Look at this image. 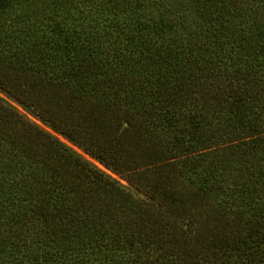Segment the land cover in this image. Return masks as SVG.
Segmentation results:
<instances>
[{
	"label": "trees",
	"instance_id": "1",
	"mask_svg": "<svg viewBox=\"0 0 264 264\" xmlns=\"http://www.w3.org/2000/svg\"><path fill=\"white\" fill-rule=\"evenodd\" d=\"M0 92V264H264V0H0Z\"/></svg>",
	"mask_w": 264,
	"mask_h": 264
},
{
	"label": "rangeland",
	"instance_id": "2",
	"mask_svg": "<svg viewBox=\"0 0 264 264\" xmlns=\"http://www.w3.org/2000/svg\"><path fill=\"white\" fill-rule=\"evenodd\" d=\"M0 97L3 98V100L8 103L10 106H12L14 109L17 110L18 113L24 115L29 121H31L32 123L36 124L37 126L41 127L42 129L51 132V130L45 126L44 124H42L41 122H39L35 117H33L31 114H29L27 111L21 109L20 106L17 105V103H15L13 101V99H11L8 96H5L2 92H0ZM53 133V132H51ZM54 134V133H53ZM56 137L58 138L59 141H61L65 146L69 147L71 150H73L74 152H76L77 154H79L83 159L89 161L90 163H92L93 165H95L97 168L103 170L105 173L109 174L111 177H113L114 179H116L117 181H119L121 184L126 186V183L121 180L117 175L111 174L109 171L105 170L102 166H100L97 162H95L93 159L89 158L86 154H84L78 147H76L75 145L69 143L66 139L56 135Z\"/></svg>",
	"mask_w": 264,
	"mask_h": 264
}]
</instances>
